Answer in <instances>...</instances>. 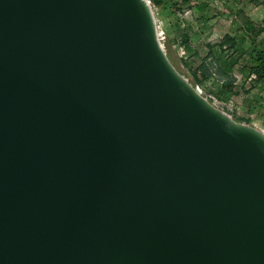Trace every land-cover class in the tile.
Segmentation results:
<instances>
[{
	"label": "water",
	"instance_id": "95a60500",
	"mask_svg": "<svg viewBox=\"0 0 264 264\" xmlns=\"http://www.w3.org/2000/svg\"><path fill=\"white\" fill-rule=\"evenodd\" d=\"M0 264H264V133L148 0H0Z\"/></svg>",
	"mask_w": 264,
	"mask_h": 264
},
{
	"label": "rangeland",
	"instance_id": "374dc122",
	"mask_svg": "<svg viewBox=\"0 0 264 264\" xmlns=\"http://www.w3.org/2000/svg\"><path fill=\"white\" fill-rule=\"evenodd\" d=\"M189 1V4L181 5L183 9L181 13L176 11L180 0H165L164 8L153 10L157 40L163 50L164 45H169L172 67L182 76L187 72L181 64V57L189 61L193 68L199 63L193 54L189 56L183 52L181 47L183 33L188 34L192 46L218 43L225 33L235 34L237 32L241 25L238 12L242 10L254 24L264 27V0L263 2L257 1V4H250L249 0ZM203 4L205 7L201 9ZM257 41L264 43V32L257 38ZM198 51L202 54V49L199 48ZM233 78L236 90L229 95V100L225 103L213 101V106L231 119L239 120L248 116L247 108L250 105L251 123L248 126L264 133V89L255 88L247 94L245 91L248 90L251 82L245 81L241 74L235 71ZM226 79V77H221L223 81ZM221 82L214 81L208 85L207 90H213V92L220 90ZM201 92L206 98L212 96L210 91L201 90Z\"/></svg>",
	"mask_w": 264,
	"mask_h": 264
},
{
	"label": "trees",
	"instance_id": "16d2710c",
	"mask_svg": "<svg viewBox=\"0 0 264 264\" xmlns=\"http://www.w3.org/2000/svg\"><path fill=\"white\" fill-rule=\"evenodd\" d=\"M152 9L164 8L165 0H148ZM259 0H249L250 4H257ZM261 2H263L261 0ZM189 4V0H180L177 4L178 13L183 11V4ZM205 7V4L201 6V9ZM238 16L241 19V25L237 29L235 34L225 33L218 43L206 44L199 46H192L188 34L185 32L182 35L181 47L183 52L187 55L193 54L199 61L196 67H192L190 62L183 57L180 58L181 64L186 70L187 74L182 76L193 87H198L203 91H210L212 96L206 98L202 95L208 103L213 105V101L227 102L229 95L233 90H236L234 86L235 79L233 78V72H238L244 78L245 81L249 80L248 90L245 93H249L252 89L260 88L264 89V43L263 41H257V38L264 32V27L254 24L250 18L247 17L245 12L239 11ZM247 46L245 47V44ZM164 53L170 64L172 61L170 58V47L168 44L164 45ZM202 49V54L198 49ZM238 65V66H237ZM211 66L212 69H211ZM221 77H226V80H221ZM214 81H222L220 84V90L214 91L207 90L208 85ZM247 117H242L239 120L232 119L237 123H245L249 125L251 123V110L250 105L247 108Z\"/></svg>",
	"mask_w": 264,
	"mask_h": 264
},
{
	"label": "built area",
	"instance_id": "2783aa9c",
	"mask_svg": "<svg viewBox=\"0 0 264 264\" xmlns=\"http://www.w3.org/2000/svg\"><path fill=\"white\" fill-rule=\"evenodd\" d=\"M157 31V30H156ZM196 88V91L198 92V94H200L202 96V92L201 90L198 88V87H195Z\"/></svg>",
	"mask_w": 264,
	"mask_h": 264
}]
</instances>
